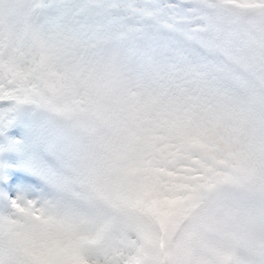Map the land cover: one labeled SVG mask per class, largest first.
<instances>
[{
  "label": "snow or ice",
  "instance_id": "1",
  "mask_svg": "<svg viewBox=\"0 0 264 264\" xmlns=\"http://www.w3.org/2000/svg\"><path fill=\"white\" fill-rule=\"evenodd\" d=\"M256 175L264 0H0V264H164Z\"/></svg>",
  "mask_w": 264,
  "mask_h": 264
},
{
  "label": "clouds",
  "instance_id": "2",
  "mask_svg": "<svg viewBox=\"0 0 264 264\" xmlns=\"http://www.w3.org/2000/svg\"><path fill=\"white\" fill-rule=\"evenodd\" d=\"M245 247L252 264H264V180L259 175L242 176L207 193L161 255L164 264H243Z\"/></svg>",
  "mask_w": 264,
  "mask_h": 264
},
{
  "label": "rangeland",
  "instance_id": "3",
  "mask_svg": "<svg viewBox=\"0 0 264 264\" xmlns=\"http://www.w3.org/2000/svg\"><path fill=\"white\" fill-rule=\"evenodd\" d=\"M228 195L231 196L232 198L236 197V194L231 190L229 191ZM245 204L249 208L254 207V203L251 201H245ZM241 257H242L243 264H252V260L250 259V256H249V253L246 247L242 248Z\"/></svg>",
  "mask_w": 264,
  "mask_h": 264
}]
</instances>
